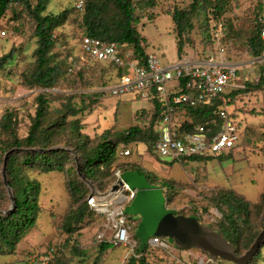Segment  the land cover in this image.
Returning <instances> with one entry per match:
<instances>
[{
	"label": "rangeland",
	"instance_id": "374dc122",
	"mask_svg": "<svg viewBox=\"0 0 264 264\" xmlns=\"http://www.w3.org/2000/svg\"><path fill=\"white\" fill-rule=\"evenodd\" d=\"M219 1L223 2L219 16L214 13L212 4L215 0H211L190 14V23L184 22L182 57H214L238 64L237 88L245 91L236 94L232 101L234 106L228 108L230 112L235 110L243 130L241 145L225 158L219 156L183 163L160 159L161 167H157L155 160L149 161L151 157L147 161L148 151L155 156L148 144L133 143L126 146L132 150V155L124 157L130 159L131 164L120 161L121 155L116 151L112 165L106 168L109 177L87 178L97 188L105 190L110 182L116 181L113 170L116 167L121 169L124 181L137 192L125 207L132 227L131 235L136 244L138 241L140 246L147 247L136 258L145 257L150 264H236L220 258L212 260L208 253L194 247L182 249L174 243L167 249L149 246L151 238L155 235L161 238L163 231L168 229L171 212L174 216L196 217L216 230L221 224H228L224 213L229 209L220 199L225 192H234L249 203L246 221L236 220L241 234L236 247L238 254L245 253L264 228V85H260L264 74V51L260 56L249 52V38L253 35L255 23L253 2ZM191 5L192 0H143L137 11L140 21L136 27L145 40L144 47L148 53L158 54L163 64L174 62L179 56L176 25L171 13L176 8L189 11ZM104 10L112 21L117 20L119 12L113 4H106ZM63 12L67 18L56 33L61 36V42L78 51V41L83 34V13L76 10L75 0H50L45 14ZM35 26L34 19L22 4H14L0 19V210L7 211L11 207L10 194L2 177L5 156L16 148L12 146L15 137L25 139L28 136L36 114L37 98L41 94L49 98L50 109L39 137L54 135L52 148H65L70 156L65 160L62 172L44 173L37 166L20 163L23 174L27 173L29 178L40 182L39 210L35 226L27 230L18 244L19 251L15 255L19 260L11 254H0V264H21L22 260L53 244H61L64 250L55 264H126L132 255L130 247L118 243L104 253L100 252L97 239L102 224L100 218L91 215L82 222L77 221L76 212L84 200L83 192L73 194L70 183L83 187V191H90L88 184L78 175L75 155L81 164V154L90 153L106 135L118 143V133L142 122L141 113L148 110L146 108H153V104L145 99H132L130 94L121 97L98 94L100 88L115 81L116 73L113 68L110 72H99L101 68L93 71L97 66L93 64H87L89 71L83 78L67 73L61 65L63 71L52 86L30 85L36 66ZM53 54L55 62L61 64L58 52ZM173 86L176 82L168 85ZM67 102L85 109L76 117L69 115L64 119ZM5 115L10 116L4 119ZM75 119L81 123V138L86 143L82 153L74 149L78 142V131L72 123ZM118 145L121 147V143ZM18 156L22 159L23 153ZM136 264L140 263L137 261ZM248 264H264V247Z\"/></svg>",
	"mask_w": 264,
	"mask_h": 264
},
{
	"label": "trees",
	"instance_id": "16d2710c",
	"mask_svg": "<svg viewBox=\"0 0 264 264\" xmlns=\"http://www.w3.org/2000/svg\"><path fill=\"white\" fill-rule=\"evenodd\" d=\"M209 1L211 2V0H192L191 9L189 11L176 8V10L171 13L174 25H176V32L178 36L177 50L180 57H182L183 48L185 46L182 39V36L186 31L184 28V22L187 21L190 23V14L194 11H198L201 4ZM251 1L254 4L252 15L254 16L255 23L253 35L249 38V52L253 56H260L264 51V40L261 38V31L264 29V23L261 20L263 5L257 0ZM142 2L143 0H85V12L82 14L83 26L81 27V29H83V34L80 36L78 42L80 43L81 38L85 35L100 38L108 42L117 41L124 44L126 47H133L136 56L145 59L147 56V51L144 47L145 40L136 27V24L140 21L137 11L139 10ZM49 3L50 0H0V19L14 4H22L26 9H28L36 23L34 29V33L37 37V48L35 50L36 66L31 75L30 85L32 86H52L56 82L57 77L62 73V66L65 67L64 70L69 73V63L67 56L69 54H76L79 52V49L76 51L75 48L66 45V42H61V36L56 33V30L66 20L67 16L65 12L59 14H45L47 5ZM106 4H113L114 7L117 8L119 14H117L116 21H112L109 14L104 10ZM212 5L214 6V13L219 16L223 10V2L215 0L214 4ZM76 10L78 9L76 8ZM189 27L192 28V25L189 24ZM55 51L58 52L59 57H61V64L56 63L55 59H53V57H55L53 52ZM1 62L2 60L0 63ZM93 65H97L93 71L98 68H101L99 72H110V69H115V66L104 63H95ZM88 71L89 69L82 67L77 68L73 74H78V76L83 78ZM260 85H264V74L261 76ZM244 91L245 90L236 87L229 89L220 98L213 99L209 103H197L194 105L191 104L184 106L193 116L194 122L193 124L189 125V128L191 129L195 124L202 123L207 119L212 118L214 110L220 106L225 105L229 107L230 105H233L232 101L235 95ZM97 93L103 94L104 92L98 91ZM150 102L153 104V108H146L148 110L141 113L140 121L142 122L118 133V143L113 142L106 135L103 137L102 141L93 150H91L90 153L86 154L82 153V151L85 150L86 143L81 138L83 137V134L80 132L81 123L78 119L72 120L75 129L78 131V142L74 144V149L77 152L82 153L81 155L83 162H81V167L86 178L92 180L105 179L106 177H109L110 172L106 168L112 165L116 151L117 154L120 155L119 150H121L122 147H126L133 143L149 144L158 140L159 133L155 131V125L160 119L161 106L158 100H151ZM49 103L50 100L46 95L41 94L38 96L36 114L34 122L29 130V134L25 139H19L15 137L12 142L13 147L16 146V148H21L26 146L47 149L52 148L54 135H46L45 130L46 138L40 139L39 137V131L42 129L45 117L47 116L50 109ZM76 107L78 106L74 103L67 102L65 105V116H63L64 119H66L69 115L76 117L85 109L84 107ZM236 115L237 114L235 110H233L231 112V116L234 119H237ZM9 116L10 115H5L4 119ZM9 128L10 127H8V129ZM120 143L121 147L118 148V144ZM21 153H23L22 159H20L18 156ZM230 153L231 152L224 153L219 156L225 158L224 156L227 157ZM69 156V151L61 148L50 151L35 152H22L16 150L9 154L6 168L7 173L9 174V183L16 196L17 206L8 215L0 214V254L14 255V252L22 239V236L27 232L28 229L34 227L36 224L37 213L39 210L38 197L41 192L40 182L35 178H29L27 173L23 174L20 163L29 165L30 167L37 166L38 169L44 173L53 171L62 172L65 168V160ZM200 159L203 160L208 158H190V160ZM95 161L97 162L94 163ZM115 169H117V167ZM118 169L120 168L118 167ZM112 183L113 181L109 183L108 188ZM70 188L73 194L75 193L76 195L83 192L84 200L78 206L76 212L77 221L82 222L86 217L91 215H95L97 218L101 219V216L92 211L87 203V197L90 191L86 189L83 191V187L73 185L72 183H70ZM220 199L228 207L229 212L224 213L228 224H221L218 231H220L228 241L232 242V244L237 247L240 243L241 234L237 229L238 223L236 224V220L243 219L242 222L246 221V218L249 217L250 212L249 203L245 200V198L231 191L220 195ZM99 242L101 253H104L114 246V244L108 241ZM60 245L61 244H58L56 246H58L61 255L64 250H62ZM263 247L264 244L257 252L258 255L260 254ZM236 249L238 253V248ZM146 250L147 247L143 248L137 241V244L133 248L132 255L126 264H136L137 261L140 264H150L145 257H140V259L136 258L138 254H143Z\"/></svg>",
	"mask_w": 264,
	"mask_h": 264
},
{
	"label": "built area",
	"instance_id": "2783aa9c",
	"mask_svg": "<svg viewBox=\"0 0 264 264\" xmlns=\"http://www.w3.org/2000/svg\"><path fill=\"white\" fill-rule=\"evenodd\" d=\"M257 1L263 5L261 20L264 23V0ZM75 7L84 13L85 0H75ZM261 38L264 40V29L261 31ZM78 49L76 54L67 56L69 73L86 67L87 64L113 65L115 81L99 91L115 97L130 94L133 98L158 100L161 114L155 131L159 133V138L148 146L161 159L182 163L192 157H217L241 145L243 130L237 119L231 116L227 106L215 109L212 118L195 124L191 129L189 125L194 122L193 116L184 107L209 103L220 98L229 89L238 87L237 63L219 61L214 57L196 59L184 56L163 64L156 53L147 52L143 59L136 56L131 46L126 47L117 41L108 42L88 35L81 38ZM173 82H176V86L168 87ZM119 154L129 156L132 150L122 147ZM114 175V183L122 181L119 189L105 195L89 193L87 203L92 211L101 216V230L97 239L112 244L121 243L130 247L133 252L136 241L131 235L132 227L125 207L137 192L123 180L121 169H115ZM149 244L166 249L170 247L168 239L160 237L151 238ZM59 255L58 246L52 245L21 261V264H54Z\"/></svg>",
	"mask_w": 264,
	"mask_h": 264
},
{
	"label": "water",
	"instance_id": "95a60500",
	"mask_svg": "<svg viewBox=\"0 0 264 264\" xmlns=\"http://www.w3.org/2000/svg\"><path fill=\"white\" fill-rule=\"evenodd\" d=\"M59 148H40V149H23L13 148L7 152L2 168V177L4 183L8 189L11 198V207L9 210H0L1 215L10 214L17 206L16 196L8 180L7 173V160L10 153L16 150L23 151H50ZM65 149V148H62ZM77 162V172L90 187V194L105 195L113 193L119 189L122 181L114 183L106 192H100V190L84 176L79 163L78 156L75 155ZM124 180V179H123ZM174 212L168 217L169 226L166 231H163L161 238L168 239L170 244H175L176 247L182 249H188L191 247L198 248L201 251L208 253L212 260L222 259L234 262L236 264H248L259 251L260 247L264 244V228L259 232L255 241L250 248L243 254H238L236 247L224 237L220 231L213 227L200 222L198 218L192 216L173 215ZM159 237L155 235L154 237Z\"/></svg>",
	"mask_w": 264,
	"mask_h": 264
},
{
	"label": "crops",
	"instance_id": "0c3cea01",
	"mask_svg": "<svg viewBox=\"0 0 264 264\" xmlns=\"http://www.w3.org/2000/svg\"><path fill=\"white\" fill-rule=\"evenodd\" d=\"M183 57H184V56H183ZM179 58H182V57L178 56V59H179ZM131 96H132V95H131ZM132 99H133V96H132ZM150 103H151V102H150ZM131 145H132V144H131ZM148 153L151 155V153H150L149 151H148ZM131 155H132V154H131ZM150 155H147V161H148V159H149L148 157H151V160H149V161H151V162L153 161V162H154V160H155L156 166H157V167H161V164L158 162L161 158L158 157V156H156V155H155V156H154V155H151V156H150ZM129 156H130V155H129ZM124 157H127V156H122V157H120V161H123V162H129V163L131 162L130 159H125ZM143 157H145V156H143ZM152 157H153V158H152ZM121 158H124V159L121 160ZM155 158H156V159H155ZM210 158H214V157H210ZM152 159H153V160H152ZM208 159H209V158H208ZM189 160H190V159H189ZM161 161H162V160H161ZM163 161H164V162H170V161H165V160H163ZM186 161H188V160H185L184 162H186ZM173 162H176V161H173ZM180 163H181V162H180ZM182 163H183V162H182ZM18 251H19V246H18V249H16L15 252H14V256L17 258V260H19V259H18L19 256L15 255V253L18 252ZM12 256H13V254H12Z\"/></svg>",
	"mask_w": 264,
	"mask_h": 264
}]
</instances>
